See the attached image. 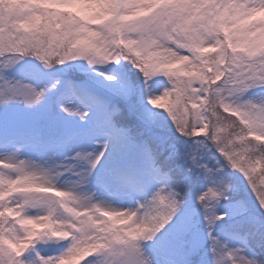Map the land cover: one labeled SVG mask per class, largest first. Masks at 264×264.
<instances>
[{
    "label": "snow or ice",
    "instance_id": "1",
    "mask_svg": "<svg viewBox=\"0 0 264 264\" xmlns=\"http://www.w3.org/2000/svg\"><path fill=\"white\" fill-rule=\"evenodd\" d=\"M137 2L160 5L124 16L127 26L150 32L167 23L161 10L180 0ZM92 35L106 42L99 30ZM131 39L121 31L117 42L131 48ZM8 41L0 39V107L35 108L62 88L34 119L0 126V264H59L85 250L79 264H141L145 256L150 264L264 260V142H255L264 141V105L242 106L248 93L264 90L259 80L247 79L255 69L225 66L208 78L183 66L195 62L184 52L187 61L167 72L172 83H161L163 77L153 82L155 73L139 60L136 82L99 70L85 52L53 50L38 53L43 70L53 67L51 55L59 61L55 69L71 65L68 70L82 71L85 78L34 86L8 78L22 62L6 59L22 55ZM245 107L251 109L252 131L238 134L217 123L220 112L227 116ZM231 173L242 177L252 207L229 201V193L239 191ZM37 177L50 179L42 183ZM37 188L68 193L59 203L72 210L64 218L48 215L50 228L30 207L44 195ZM81 196L102 202L77 207L71 201ZM226 217L235 223L222 239L216 228ZM52 231L68 233L67 239L51 247L45 241L55 239Z\"/></svg>",
    "mask_w": 264,
    "mask_h": 264
},
{
    "label": "clouds",
    "instance_id": "2",
    "mask_svg": "<svg viewBox=\"0 0 264 264\" xmlns=\"http://www.w3.org/2000/svg\"><path fill=\"white\" fill-rule=\"evenodd\" d=\"M159 6V3L137 0H0V39L8 43L11 37L22 50L20 57L6 59H32L42 67L38 53L85 52L86 59L92 60L99 70L116 74L136 71L139 60L145 69L155 73L153 82L156 77H163L161 83H172L167 72L173 64L186 62L188 57L182 53L187 52L195 62L183 66L194 68L203 76L211 78L225 66L233 69L248 66L249 70H255L247 79L264 84V0H180L177 7L161 10L167 23L150 32H142L124 22L125 14L139 15ZM94 30L103 33L106 42L96 40L92 35ZM121 31L125 37H132L131 48L121 47L117 42ZM130 51L136 55H129ZM105 54L108 59H104ZM50 63L53 67L46 70L55 69L59 61L50 55ZM85 65L88 67L86 62ZM252 104L264 105V90L248 96L242 106ZM250 111L245 107V111L227 116L220 112L217 123L224 128H235L238 134H243L246 128L252 131L248 120ZM37 179L43 183L50 178ZM34 191L44 194L30 204L44 217L43 227L50 228L47 216L53 212L64 218V212L72 210L59 203L68 193L52 188ZM71 202L86 208L102 201L81 196ZM51 235L55 239L45 243L57 247L61 240L67 239L68 233L52 231ZM86 254V250L79 252L59 264H76ZM141 264H150V258L143 257ZM252 264H264V260H255Z\"/></svg>",
    "mask_w": 264,
    "mask_h": 264
},
{
    "label": "rangeland",
    "instance_id": "3",
    "mask_svg": "<svg viewBox=\"0 0 264 264\" xmlns=\"http://www.w3.org/2000/svg\"><path fill=\"white\" fill-rule=\"evenodd\" d=\"M78 63V62H77ZM85 68H87L86 65H84ZM37 69H40L41 72H43V76L38 78ZM68 66L65 65L63 67H58L53 70H43L42 66L38 64L35 60L32 59H25L22 61L17 67L16 70L9 74V79L13 82L20 81L21 83H32L34 86H42L43 84L51 85L54 83L57 79H61L62 77L64 79L70 80L74 83H78L82 81L85 78V73L82 71H71L68 70ZM122 76H125L126 73L122 72ZM62 88V85H58V88L53 90L52 92L48 93L45 97V99L42 101L40 105H38L35 108H26L23 104L20 103H12L5 107H0V126H3L7 128L10 125L14 124H22L25 122L30 121L31 119H34L37 115H39L43 110L47 108V106L54 102L56 97L59 95V90ZM0 91H3V85L2 82H0ZM257 92H250L248 93V96H256ZM230 171V170H229ZM233 178V183L237 185L239 189L243 188L245 194L247 195L245 201L249 207L253 206V198L250 195V190H248L242 181V177L239 176L238 173H231ZM237 195L238 192H232L229 193V196H231V199H238ZM229 198V201L233 204L235 201H232ZM229 201H225L224 206L227 208L229 206ZM231 218V217H226ZM222 224V223H221ZM202 233L204 232V226L201 225ZM230 230L228 227H222V225H218L216 228V233L222 238L226 239L225 233ZM206 239V236H205ZM230 245H234L235 241H227ZM205 250H207V244H205ZM79 264V262H77Z\"/></svg>",
    "mask_w": 264,
    "mask_h": 264
},
{
    "label": "trees",
    "instance_id": "4",
    "mask_svg": "<svg viewBox=\"0 0 264 264\" xmlns=\"http://www.w3.org/2000/svg\"><path fill=\"white\" fill-rule=\"evenodd\" d=\"M68 68L70 69L71 65H67ZM131 66L129 65L128 68H130ZM126 75L124 76L125 78L129 79V80H134L136 82H138V77H139V74L136 73L135 70H132L130 72L128 71H125ZM171 135L172 136H175V132L174 130H172L171 132ZM256 143H261V142H264V141H255ZM226 171H229L226 169ZM233 179V178H232ZM237 184V183H236ZM246 192H244L243 188L239 189V193L237 194L239 196V198L236 196V194L234 193L235 197L238 198V199H231V196H229V198L232 200V201H237V200H245L247 197V195L245 194ZM235 222L231 220V218H226V220L224 222H222V227H228V228H231L232 225L234 224Z\"/></svg>",
    "mask_w": 264,
    "mask_h": 264
},
{
    "label": "bare ground",
    "instance_id": "5",
    "mask_svg": "<svg viewBox=\"0 0 264 264\" xmlns=\"http://www.w3.org/2000/svg\"><path fill=\"white\" fill-rule=\"evenodd\" d=\"M76 264H77V262H76Z\"/></svg>",
    "mask_w": 264,
    "mask_h": 264
}]
</instances>
